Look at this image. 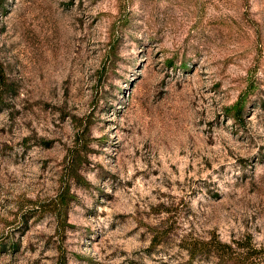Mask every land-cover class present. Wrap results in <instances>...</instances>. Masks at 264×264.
Wrapping results in <instances>:
<instances>
[{
	"label": "rangeland",
	"instance_id": "rangeland-1",
	"mask_svg": "<svg viewBox=\"0 0 264 264\" xmlns=\"http://www.w3.org/2000/svg\"><path fill=\"white\" fill-rule=\"evenodd\" d=\"M0 72V264H264V0H0Z\"/></svg>",
	"mask_w": 264,
	"mask_h": 264
},
{
	"label": "trees",
	"instance_id": "trees-1",
	"mask_svg": "<svg viewBox=\"0 0 264 264\" xmlns=\"http://www.w3.org/2000/svg\"><path fill=\"white\" fill-rule=\"evenodd\" d=\"M4 76L3 74L0 72V99L3 96V86H4ZM244 103L243 102H239L237 104H235L234 106H232L229 109V114H232L234 118H238L240 119L242 117V113L244 111ZM83 143V142H82ZM72 163L73 166H75L78 163V158L75 156L74 158L72 157ZM72 196L70 194L69 189H63L57 196V198L51 202V206L54 207L56 209V215H57V219H58V223H59V227L63 226L66 222L64 221V218L66 217V211H67V207L70 204V201L72 200ZM202 248L198 245H194L191 247V256L194 258L196 257L198 254L201 253ZM263 253L264 250H260V251H255L254 253L259 254V253ZM62 257V256H61ZM60 264H63V262L61 261Z\"/></svg>",
	"mask_w": 264,
	"mask_h": 264
}]
</instances>
